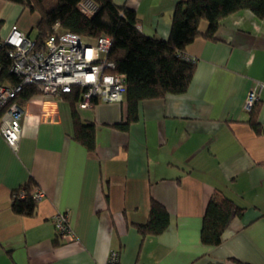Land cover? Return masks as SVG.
<instances>
[{
	"label": "crops",
	"instance_id": "crops-1",
	"mask_svg": "<svg viewBox=\"0 0 264 264\" xmlns=\"http://www.w3.org/2000/svg\"><path fill=\"white\" fill-rule=\"evenodd\" d=\"M187 0H114L138 17L140 31L169 39L175 6ZM39 16L0 0V37L14 27L32 39ZM208 23L186 49L196 59L184 94L143 101L127 129V106L98 101L76 111L96 128V152L73 138V98L39 94L22 108L18 148L0 132V264H264V20L248 10L222 20L214 40ZM36 39V38H35ZM33 40V39H32ZM263 84L257 115L245 110ZM35 182L43 198L34 216L16 215L13 197ZM213 198L244 209L223 242H201ZM155 200L170 214L167 230L142 236ZM68 216L76 239L57 238L54 216Z\"/></svg>",
	"mask_w": 264,
	"mask_h": 264
},
{
	"label": "trees",
	"instance_id": "trees-1",
	"mask_svg": "<svg viewBox=\"0 0 264 264\" xmlns=\"http://www.w3.org/2000/svg\"><path fill=\"white\" fill-rule=\"evenodd\" d=\"M39 16L36 27V47L45 45L49 37L59 31L77 34L94 42L100 38L111 40L108 54L113 63V73L126 78L125 103L127 117L125 123L116 127L122 130L136 122L139 105L143 101L163 99L168 95L187 92L193 79L196 62L188 60L186 49L200 35L201 22L208 23L206 37L215 39L223 19L243 10L251 11L256 18L264 20V0H187L175 6L173 24L169 39L162 40L144 35L138 24L137 14L126 6H118L114 0H89L95 6L94 16L84 15L78 6L86 0H11ZM2 22H0V32ZM32 40V39H31ZM2 39L0 37V43ZM9 47H0L2 72L0 81L17 86L20 79L10 72ZM41 94L35 85L25 86L17 95L16 102L23 107L31 98ZM73 98V123L76 142L91 154L96 152V128L93 122H83L76 111L79 91L67 94ZM96 101L95 103H97ZM94 103V104H95ZM0 109V118L5 112ZM257 102L250 113V125L260 132ZM35 182L32 180L24 189V196L17 193L12 200V211L19 216H34L38 201L34 198ZM244 209L228 198H213L205 212L201 230V242L208 247L222 244L223 236L231 222L241 217ZM171 217L167 209L156 202L151 203L149 220L139 226L142 236H158L170 225ZM240 264V263H237Z\"/></svg>",
	"mask_w": 264,
	"mask_h": 264
},
{
	"label": "built area",
	"instance_id": "built-area-1",
	"mask_svg": "<svg viewBox=\"0 0 264 264\" xmlns=\"http://www.w3.org/2000/svg\"><path fill=\"white\" fill-rule=\"evenodd\" d=\"M84 15L94 16L95 6L89 0L78 6ZM49 37L44 46L37 48L34 40L14 27L9 36L2 40L0 47H9L11 60L10 72L20 79L17 86H10L0 81V109H6L0 118V132L9 146L14 149L22 134V110L16 102L17 95L25 86L35 85L45 95L62 97L79 91L77 106L89 109L96 101L122 102L126 94V78L113 73L115 66L109 62L108 54L111 40L100 38L94 42L70 32L59 31ZM191 62L195 58L188 57ZM2 64L0 62V75ZM263 84L252 91L245 104L250 111L259 100ZM34 198H43L41 191H34ZM54 228L57 238L65 243L76 239L75 232L65 213L54 216ZM107 264H120V253L112 251Z\"/></svg>",
	"mask_w": 264,
	"mask_h": 264
},
{
	"label": "rangeland",
	"instance_id": "rangeland-1",
	"mask_svg": "<svg viewBox=\"0 0 264 264\" xmlns=\"http://www.w3.org/2000/svg\"><path fill=\"white\" fill-rule=\"evenodd\" d=\"M37 36V29L34 30V32H32V39L35 40Z\"/></svg>",
	"mask_w": 264,
	"mask_h": 264
}]
</instances>
